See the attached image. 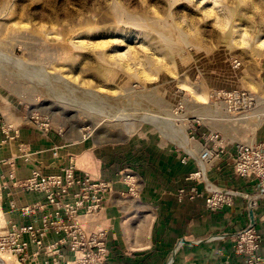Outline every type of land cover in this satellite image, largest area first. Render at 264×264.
Here are the masks:
<instances>
[{"label": "rangeland", "instance_id": "1", "mask_svg": "<svg viewBox=\"0 0 264 264\" xmlns=\"http://www.w3.org/2000/svg\"><path fill=\"white\" fill-rule=\"evenodd\" d=\"M263 55L264 0H0V117L21 127L47 116L129 153L177 149L197 117H223L220 130L239 121L208 95Z\"/></svg>", "mask_w": 264, "mask_h": 264}, {"label": "crops", "instance_id": "2", "mask_svg": "<svg viewBox=\"0 0 264 264\" xmlns=\"http://www.w3.org/2000/svg\"><path fill=\"white\" fill-rule=\"evenodd\" d=\"M263 62L264 55L253 66L244 65L239 71L231 67L227 73L240 75L228 89L242 85L240 87L255 93L260 111H264ZM220 118L223 117L207 115L202 129L218 131L232 143L264 142V122L245 123L247 119L244 125L240 120L229 118L228 127L220 130L216 126ZM17 119L21 127L15 140H7L0 131V210L5 228L11 222L24 224L37 222L39 218V215L24 218L11 210V200L19 206L43 200L39 193H26L13 187L3 189L2 176L11 171V163L16 165V177L24 180L30 177L33 163L45 172L57 173L74 157L82 172L113 184L99 221V227L108 231L111 264H244V258L233 251L237 232L254 223L264 238V200L252 209L248 197H237L232 206L211 212L202 199L190 201L180 197L179 189L195 184L187 181V177L199 169L198 159H191L187 164L181 159L191 151V145L196 144L180 142L177 149H172L158 143L150 150L137 147L129 153L121 146L125 140L68 136L59 134L57 126L45 135L32 124H21L20 117ZM21 146L29 149L31 162L21 157ZM55 147H59L57 155H54ZM201 167L212 185L247 195L256 191V182L235 176L226 158ZM124 173H131L139 185L136 199H129L128 188L120 181ZM204 185L198 188L204 190ZM262 251L264 253V248Z\"/></svg>", "mask_w": 264, "mask_h": 264}, {"label": "built area", "instance_id": "3", "mask_svg": "<svg viewBox=\"0 0 264 264\" xmlns=\"http://www.w3.org/2000/svg\"><path fill=\"white\" fill-rule=\"evenodd\" d=\"M208 97L213 107L218 109L224 104L227 112L239 120L253 115L260 123L264 122L258 97L249 90L215 89ZM39 117L37 114L31 117L33 126L45 135L50 134L53 129L50 118ZM202 121L197 117L186 123L187 139L196 146L181 162L187 164L196 157L199 169L187 177V181L195 184L179 189L180 197L190 201L202 199L211 212L232 206L237 197H248L250 207L257 208L264 200V142L232 143L218 131L203 130ZM0 131L12 141L19 136L20 127L9 124L1 116ZM58 133L62 134L60 130ZM58 150L59 147H55L54 155ZM20 151L21 157L31 162L29 149L21 146ZM224 158L235 176L256 182L253 194L207 183L201 164H213ZM2 180L6 191L13 187L26 193H39L43 200L23 206L15 200L9 202L10 209L22 217L36 218L39 215V218L37 222L24 224L11 222L0 231V261L4 264H111L107 232L97 227L108 193L113 188L111 182L82 172L74 157H70L68 164L57 173L45 172L33 163L30 177L24 180L16 177V165L12 162L11 171L3 175ZM120 181L129 186L130 192L135 190L137 181L131 173L122 174ZM203 183L204 190H200L198 185ZM263 248L264 238L254 223H249L234 237L233 251L244 258L245 264H264Z\"/></svg>", "mask_w": 264, "mask_h": 264}, {"label": "bare ground", "instance_id": "4", "mask_svg": "<svg viewBox=\"0 0 264 264\" xmlns=\"http://www.w3.org/2000/svg\"><path fill=\"white\" fill-rule=\"evenodd\" d=\"M249 118H251V116L250 117H247L246 119H249ZM258 119V118H257ZM185 138H183V140H184ZM179 142H181V140L179 141ZM185 142H187V141H185ZM184 143V142H183ZM179 144V143H178ZM187 149V148H186ZM202 166H205V165H203V164H201ZM2 220H3V213L1 212V210H0V224H2ZM0 264H4L2 261H0Z\"/></svg>", "mask_w": 264, "mask_h": 264}]
</instances>
